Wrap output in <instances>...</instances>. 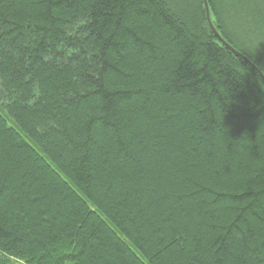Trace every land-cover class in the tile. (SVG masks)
<instances>
[{"label": "trees", "instance_id": "trees-1", "mask_svg": "<svg viewBox=\"0 0 264 264\" xmlns=\"http://www.w3.org/2000/svg\"><path fill=\"white\" fill-rule=\"evenodd\" d=\"M264 72V0H207ZM0 264H264V78L204 0H0Z\"/></svg>", "mask_w": 264, "mask_h": 264}, {"label": "water", "instance_id": "water-1", "mask_svg": "<svg viewBox=\"0 0 264 264\" xmlns=\"http://www.w3.org/2000/svg\"><path fill=\"white\" fill-rule=\"evenodd\" d=\"M205 3V8H206V13H207V19L209 21L210 26L212 27L214 33L216 34V36L226 45L228 46L231 50H233L235 53H237L238 55L242 56L247 62H249L260 74L261 76L264 78V72L258 67V65H256V63H254L250 58H248L245 54H243L242 52L238 51L236 48H234L230 43H228L219 33V31L216 29L214 23L211 20V16H210V7L208 4L207 0H204Z\"/></svg>", "mask_w": 264, "mask_h": 264}, {"label": "bare ground", "instance_id": "bare-ground-1", "mask_svg": "<svg viewBox=\"0 0 264 264\" xmlns=\"http://www.w3.org/2000/svg\"><path fill=\"white\" fill-rule=\"evenodd\" d=\"M209 4V3H208ZM204 5H205V3H204ZM210 7V6H209ZM205 10H206V8H205ZM206 15H207V13H206ZM210 16H211V11H210ZM208 20V19H207ZM212 20V19H211ZM213 22V21H212ZM208 23H209V21H208ZM214 23V22H213ZM210 25V24H209ZM215 25V24H214ZM211 27V26H210ZM215 27H216V25H215ZM212 28V27H211ZM216 29L218 30V28L216 27ZM213 30V29H212ZM219 31V30H218ZM214 32V31H213ZM219 33H220V31H219ZM215 34V33H214ZM221 34V33H220ZM216 35V34H215ZM221 36H222V34H221ZM223 37V36H222ZM224 38V37H223ZM219 39V38H218ZM225 39V38H224ZM220 40V39H219ZM228 43H230L234 48H236L230 41H228L227 39H225ZM221 41V40H220ZM222 42V41H221ZM223 43V42H222ZM224 44V43H223ZM225 45V44H224ZM228 47V46H227ZM229 48V47H228ZM230 49V48H229ZM238 51H240V52H242L241 50H239L238 48H236ZM231 50V49H230ZM233 51V50H232ZM234 52V51H233ZM243 53V52H242ZM237 54V53H236ZM243 54H245V53H243ZM246 55V54H245ZM240 56V55H239ZM247 56V55H246ZM242 57V56H241ZM248 57V56H247ZM249 58V57H248Z\"/></svg>", "mask_w": 264, "mask_h": 264}]
</instances>
